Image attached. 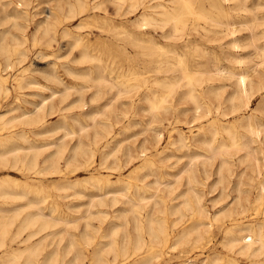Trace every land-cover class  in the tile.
<instances>
[{"label": "bare ground", "instance_id": "bare-ground-1", "mask_svg": "<svg viewBox=\"0 0 264 264\" xmlns=\"http://www.w3.org/2000/svg\"><path fill=\"white\" fill-rule=\"evenodd\" d=\"M32 1L0 0V96L15 93V103L0 110V168L19 170L24 177L20 181L8 173L0 176V203L25 200L10 215L9 208L0 206V247L4 250L0 264H84L83 248L94 241L99 228L92 230L90 219L102 223L107 215L103 206L111 211L87 256L89 264L110 260L154 264L152 259L164 247L191 243L206 248L213 221L221 227L225 255L208 248L207 254L176 264H264V0L251 4L249 0H213L203 9L196 8L194 0L153 5L128 0L125 8V0H113L119 15L143 8L129 23L100 15L103 24L98 28L106 32L102 41L114 42L120 50V71L114 75L116 61L90 52L88 32L83 31L89 19L98 20V13L87 12L100 9L101 0H49L54 2L42 11L36 6L38 0L31 5ZM83 14L86 17L69 26V21ZM190 14L204 22L187 23ZM31 23L32 43L51 47L57 42L49 54L66 59L62 72L51 61L42 71L45 82L29 72V65L9 73L24 57L22 44L29 38L25 30ZM190 35L198 39L190 40ZM59 39L66 44H59ZM205 43L215 45L218 52ZM74 48L76 53H72ZM30 85L49 93L36 92L39 102L22 97L28 107L21 105L18 93ZM86 92H90L89 103ZM69 95L72 99L61 105ZM105 97L102 105L96 103ZM73 108L78 110L61 113L56 124H44L47 114ZM14 109L18 112L8 115ZM143 114L148 115L146 120ZM126 118L127 123L118 126ZM165 123L170 128L159 149ZM135 124L140 129L127 136ZM60 130L57 141L40 142L34 137ZM138 135L141 138L136 142ZM130 136L133 140L126 142ZM46 144H54V149L39 164L40 147ZM96 153L101 167H107L105 162L111 157L116 179L90 173L55 185L87 197L80 239L69 234L60 244L63 229L57 227L75 221L53 215L54 204L46 207L47 216L39 205L45 196L37 194L42 187L36 182L64 169L87 170ZM134 160L139 165L123 174ZM204 188L218 189L213 203L230 199L208 213L201 202ZM25 208L30 210L22 214ZM16 220V230L10 233ZM25 229L28 232L21 236ZM8 236L23 245L7 246ZM48 236L57 239L45 249Z\"/></svg>", "mask_w": 264, "mask_h": 264}, {"label": "rangeland", "instance_id": "rangeland-1", "mask_svg": "<svg viewBox=\"0 0 264 264\" xmlns=\"http://www.w3.org/2000/svg\"><path fill=\"white\" fill-rule=\"evenodd\" d=\"M46 1H49V0H38L39 3L37 2L38 5H36V6L39 7L38 9L40 11H42L43 9L46 10L48 3L54 2V1H50V2H46ZM101 1H102V3H101L100 9H98L92 13L87 12L90 15H92L94 13H98L99 15L96 16L98 20L94 21L92 19H89L90 24L88 25V27H85L83 29V31L88 32V39L90 42L88 48H89L90 52L100 54L104 59H107V60L113 59L116 61L112 67L114 69V72L112 74L114 75L120 71V68H118V66L121 64L122 60L119 57H117L120 50H119V48H117L114 45V42L108 43L106 41H102L105 38L106 32H103V31H101L100 28H98L99 26H101L103 24L101 21L100 15L111 17L115 21H122L123 20L124 23H129L130 19L135 17V15H137L143 8L138 7L136 10H134L132 12L119 15L117 13V11L115 10V3L113 0H101ZM143 1H146L145 4H147V5H149V4L153 5L156 2L172 4V2H170L169 0H143ZM212 1L213 0H194L193 4L196 8L203 9V8H207L208 6H210ZM35 2L36 1L33 0L31 5H33ZM248 2H249V4H251L253 2V0H249ZM127 4H128V0H125L122 4V8H125L127 6ZM173 4L176 7L182 6L180 3H173ZM31 5L29 6L30 11L33 10V8H31ZM157 10H158V8H157ZM87 13H85V14L88 15ZM85 14L79 16V18L77 17L74 21L73 20L69 21L68 22V24H70L69 26L70 27L73 26L82 17H86ZM42 15H43V12L39 13L35 17L42 16ZM121 18H124V19H121ZM186 20H187V23H190V22L203 23L204 22V20L202 18L193 17L191 14L189 16H187ZM32 29H33V24L31 23L27 26V28L25 30V32H27V35L29 38L25 43L22 44L23 49H25L24 57H22V61L19 64H17L15 68L11 69L9 73L16 72L17 71L16 68L21 69L22 67L29 65V67L31 69L29 72L32 75H35L41 82H45V80L42 77V71L48 69L51 61L55 60L57 69L62 72L63 70L61 67V63L64 62L66 59H65L64 55H62L58 58H55L53 55L49 54V52L51 50H56V48L58 47L57 42H53L51 47H46L43 42H38L36 44H33L32 40H31V36H30ZM189 39L190 40H196L198 38L194 35H190ZM59 44H66L65 39H59ZM205 44L209 45L210 47H213L215 50L217 49V47L215 45H212L210 43H208V44L205 43ZM94 45H95V47H94ZM37 48H39V49H37ZM128 48H129V46H128ZM39 50L45 51L48 54H38L37 51H39ZM76 51L77 50L74 48L72 50V53H76ZM60 52L62 53L63 49ZM27 53H28V55H27ZM72 55L73 54L68 55V58H70ZM188 60H190V59H188ZM222 61H223L222 64H224V65L228 64L226 61H224V60H222ZM8 82L10 83L9 85L11 86V82H12L11 79H8ZM51 85H52V83H51ZM36 92H41L42 94H48L49 90L48 89H42L41 87L36 86V85H30L28 87L23 88L21 90V92L18 93V96L21 97V99H19V102L21 103V105H25L28 107L31 106L29 103L24 102L22 97H24L25 99H28V100L31 99V100H35V101L39 102L40 101L39 99L41 98V96H40V94H37ZM89 93L90 92H86V96H85L86 97L85 98L86 103H89V97H87V96H89ZM14 95H15V93L13 91H11V93L8 95L0 96V110L1 109L4 110L5 107L10 106L13 103H15V101L13 100ZM72 97H73V95H69L67 97V99H65L63 102H61V105H64L65 103H67L69 100L72 99ZM259 97H260V95H257L256 97L253 98L251 105H250L251 107L255 106ZM106 98L107 97H105L104 99H100L96 103L99 105H102L105 102ZM55 100H56V98H55ZM88 106H89V104H87V107ZM84 107L86 108V106H84ZM76 110H78V108H73V109H68V110L65 109V110L55 111L53 113L47 114L44 118V120H45L44 124L54 125L60 119L61 113L68 114L69 112L76 111ZM17 112H18V110L14 109V110L8 112V115L13 114V113H17ZM143 118L146 120L148 118V115L143 114ZM126 123H127V118L125 120L120 121V123H118V126L121 127L122 125H124ZM167 128H170V127L166 126V123H165L164 124V130H163L164 139L161 140V143H159L157 145V147L159 149H161L162 146L165 145L166 138H167L166 134H167V130H168ZM130 129L131 130H129V132L126 133L127 136L131 135V132H133V131H136V130L138 131L140 129V126L135 124V125L130 126ZM0 132H1V130H0ZM60 132L62 134V131L60 130V131H55V132L48 133V134H37V135H34V137H36L37 140H40V142L42 140H55V141H57V138L59 136L58 134ZM30 135L32 136V133H30ZM121 136L123 137V135H121ZM132 138H133V136L128 137L126 142L132 141L133 140ZM140 138H141V136L138 135L136 142ZM67 145H69V143ZM40 148L41 149L43 148V149L41 150V152L39 153V155L37 157V162L39 164H42V161L45 159V157H47L46 155L54 149V144H52V145L46 144L44 146H41ZM48 150H50V151H48ZM66 155L67 154L65 152L63 154V156H66ZM94 159H95V162H93L92 166L90 168H88L87 170L81 169L82 171L80 170V171L71 172V171H68V169H64V172L61 174H58V175L57 174H46L42 178L43 179L42 183L36 182V184L41 185V187H42L39 190L40 192L37 194L41 195V196H45V198L43 199V201L41 203H39V205L44 207V211L46 209L47 216H50V213L46 207L51 205V204H54L55 209L52 212L53 215H55V216H67L69 218H72L73 221H75V222H73L74 224H71V225L70 224H67V225L62 224L61 226L57 227V228L63 229L62 230L63 231L62 232L63 238H62L60 244H64L66 242V240L69 237V234H72L78 240L80 239V231L83 229V226H84L83 215L85 214L84 212L86 209V206H85V204H83V202L86 201L87 197L86 196H79L78 194L72 193V192H74V189H71V188L59 189V188H56L55 185H57L59 182L63 181L64 179H66V180L82 179L83 177L88 176V174H90V173H94L100 179H105V178H108L110 180L116 179V176H117L116 171L111 168L113 166V164L110 163L112 160L111 157H109L107 159V161L105 162L107 167H101L98 165V162H97L99 159L98 153L95 154ZM134 161L132 163H130L127 166V168L125 167L124 170H122L123 174H126L130 169H133L139 165V163H140L139 160H134ZM59 162H60V165L63 167V163H64L63 158L60 159ZM234 169L237 172L239 170V168L237 166H235ZM6 173L12 175L13 177L17 178L20 181L24 178L23 173L19 170H15V169H11V168H5V167L0 168V176H2L3 174H6ZM45 177H47V178H45ZM210 181H211V179L208 182H210ZM103 182H104V180L101 181L102 185H104ZM77 188H78V186H77ZM217 191H218V189H216L212 192H209L208 189H206V188H204V190H203L201 202L205 205L208 213L212 214L214 212V210H216L220 206L224 205L227 202V200L230 199V196H229L225 199H220V200H217L216 202L213 203L212 198L215 195H217ZM31 194H35V193H31ZM24 202H25L24 199H12V200H9L8 204L0 203V206L4 207V208H9L10 210H8L7 213L10 215V214L14 213V208L17 209V207L21 206ZM80 203H82V204H80ZM100 208L107 210L106 219L102 223H100L96 218L90 219V226H91V224L94 225V226H91V229L95 230L94 227L98 228V226H99V228H98V231L95 233L96 238L94 239V241H92L91 244L86 245L83 248L84 253L86 255V257L84 259V264H89L87 256L90 254L91 249L93 248L95 241L99 237V231L106 227L107 221L109 219L111 208L108 206H103ZM28 210H30V209L25 208L23 210L22 214ZM81 214H83V215H81ZM213 222L215 224L212 223L211 228H210L211 240L208 243L206 248L200 249L198 245L194 246L191 243L176 246L175 248H171V249L169 247H166V248L164 247L162 249V252L156 258L152 259V262L154 264H165V263L166 264H172V263L176 264L180 260L184 261L185 258H189V259L191 258L192 259V258H197V257L203 256L209 252L208 248H213L216 251H222L221 255H225L224 252H226V251H225V249L222 248V245L220 242V240L222 238V234H221L222 230L219 228H221V227H218V224H219L218 221H213ZM17 224H18V220L14 221V223L12 224V226L10 228V233H12L16 230ZM178 226L179 225L176 226L177 228L173 227L174 230L178 229ZM27 232H28V229L23 230L21 233V236L25 235ZM39 234H41V233H39ZM36 236H39V235H36ZM36 236H34L33 239H35ZM56 239H57L56 237L54 239H50V236H48L47 240L45 241V244H44L45 249H49L54 244ZM15 240H10L9 236L5 238V242H6L7 246H10L11 248L20 247L23 245V243L16 242ZM3 251H4L3 248L0 247V255L3 254ZM107 258H108V260H110L111 255L108 254ZM107 264H120V263L117 262V260H112V261L110 260V261H108Z\"/></svg>", "mask_w": 264, "mask_h": 264}]
</instances>
